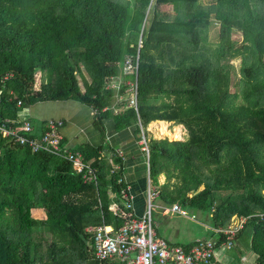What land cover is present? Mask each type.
<instances>
[{"label": "trees", "instance_id": "obj_1", "mask_svg": "<svg viewBox=\"0 0 264 264\" xmlns=\"http://www.w3.org/2000/svg\"><path fill=\"white\" fill-rule=\"evenodd\" d=\"M210 20L217 43L204 46ZM233 29L242 34L239 47L229 40ZM61 101L93 111L102 144L71 150L95 183H83L70 162L0 134V264H125L94 259L85 230L123 224L108 209L112 202L123 209L121 171L110 172L122 159L105 141L108 119L116 132L132 129L135 141L155 121L182 126L183 140L145 132L158 202L178 204L212 228L247 218L236 240L246 241L253 264H264V0H209L207 10L198 0H0V124L18 127V112Z\"/></svg>", "mask_w": 264, "mask_h": 264}, {"label": "built area", "instance_id": "obj_2", "mask_svg": "<svg viewBox=\"0 0 264 264\" xmlns=\"http://www.w3.org/2000/svg\"><path fill=\"white\" fill-rule=\"evenodd\" d=\"M129 106L137 108V86L131 85ZM19 106V102L16 103ZM9 122L8 120L5 121ZM60 120L47 121L40 131H37L30 121H23L15 128H7L0 124V134L12 143L28 147L33 153L45 152L60 157L72 164L73 170L81 175L83 183H95L94 171L85 165L79 152H73L63 144ZM139 145L145 158L146 174L148 177L146 200L147 205L143 214H137L134 198L129 194L127 184L120 175L117 183H124L120 191L123 209L115 203L108 209L123 219V224L114 229L112 226L99 224L85 228L90 233L93 248V258L99 261L117 259L125 264H221L218 253L233 248L236 237L244 228L247 218L234 217L229 219L223 227L212 228L214 237L206 240H196L190 244H177L157 235L154 228L152 210L157 208L162 216L178 215L187 217L186 210L178 204L170 207L154 205L158 202L159 191L152 184L149 174V150L147 139L141 130ZM117 158L122 159V153L115 151ZM116 164L111 166L110 172L117 171ZM195 220V215L191 216ZM224 241L217 243L219 238Z\"/></svg>", "mask_w": 264, "mask_h": 264}, {"label": "crops", "instance_id": "obj_3", "mask_svg": "<svg viewBox=\"0 0 264 264\" xmlns=\"http://www.w3.org/2000/svg\"><path fill=\"white\" fill-rule=\"evenodd\" d=\"M92 117L93 111L89 107L75 101L37 103L17 113V121L19 124L26 120L30 121L31 119L40 123L38 127H34L37 131H40L49 120L62 121L63 126L60 129V133L63 137V143L68 149L77 148L82 145L97 147L102 144L98 132L92 127ZM164 123L166 122L155 121L150 123L149 126ZM104 128L105 141L108 146L113 147L114 152L120 151L122 153L121 165L119 167L121 171L120 176L123 182L127 184L129 194L134 198V207L137 214L141 215L144 213L147 205L146 194L148 177L146 174L145 158L141 152L139 141H135L132 129H125L119 132L114 131L110 119L104 121ZM174 130H176V127L172 128V131ZM105 153L101 152L100 155L104 156V158L108 160V163L111 164L110 157L112 155L109 156V154ZM162 180L163 177L161 176L159 182L162 183ZM123 182L121 184L124 185ZM112 203H110V205ZM164 218L166 219V216H164ZM173 225L174 224L170 225L169 223L168 227H172L173 229ZM195 241L196 240L185 243L170 242L190 244ZM235 245L237 246L236 248L234 246L224 252H228L231 258L237 260L243 255L250 256L246 241L242 239L236 240ZM221 253L223 252L220 251L218 256L219 254L222 255Z\"/></svg>", "mask_w": 264, "mask_h": 264}, {"label": "rangeland", "instance_id": "obj_4", "mask_svg": "<svg viewBox=\"0 0 264 264\" xmlns=\"http://www.w3.org/2000/svg\"><path fill=\"white\" fill-rule=\"evenodd\" d=\"M211 1V0H210ZM211 3V2H210ZM198 5L201 6L202 10H207L209 7V0H198ZM159 12L166 11L169 12L170 9L167 6H160L158 8ZM210 19H212L210 17ZM210 25H208L205 28L204 33V42L201 43L204 44V46H213L215 43H217V34H218V25L217 23H214L213 20H210ZM230 41H235L237 44L235 47H239L242 42V34L241 32L233 29L230 31L229 35ZM154 53L155 50H152ZM229 64L233 66V72L230 74L231 80H233V83H237L240 76V66H241V60L240 57L231 58L229 61ZM125 70H131L130 65L125 67ZM85 77L88 79V75L85 73ZM79 78V85L81 90H84V83L83 79L78 76ZM120 76L115 77L112 79L111 85L113 87H116L120 83ZM39 84V83H38ZM133 83H130V86ZM231 92L235 93L237 91V88L233 85L231 87ZM24 110V109H23ZM22 110V111H23ZM20 111V112H22ZM30 122L34 125V127H38L40 123H37V121L31 119ZM176 127V130L172 131V128ZM143 130L144 134L146 132L147 138H153V139H167L169 140H183L187 137V132L185 129L180 125H174L172 123L166 122L164 124H155V126H147L146 129L141 128ZM111 161V160H110ZM164 176L160 175L159 179ZM154 205H158V202H154ZM187 217H180L178 215H168L166 216V219L164 216L161 215L160 210L157 208H153L152 210V216H153V222H154V228L157 232V235L160 237H163L165 239H168L170 241L178 242V243H185L188 241H194V240H206L213 238V232L212 227L210 226L209 221L202 216L196 215L192 213L191 211H187ZM192 215H195V220L191 218ZM40 217V214H39ZM235 216H231L230 220L233 219ZM237 217V216H236ZM238 218V217H237ZM173 225L172 227H168V225ZM231 249V248H230ZM219 254L220 262L221 264H253L254 256L252 254H249L250 256H241L240 259H233L229 255V253H221ZM230 257V258H229Z\"/></svg>", "mask_w": 264, "mask_h": 264}]
</instances>
